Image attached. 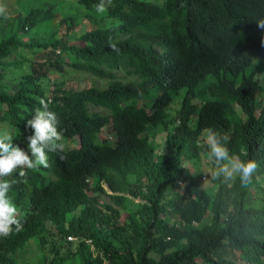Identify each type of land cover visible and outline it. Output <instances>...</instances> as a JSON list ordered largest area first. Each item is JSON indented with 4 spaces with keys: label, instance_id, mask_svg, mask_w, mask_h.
<instances>
[{
    "label": "trees",
    "instance_id": "16d2710c",
    "mask_svg": "<svg viewBox=\"0 0 264 264\" xmlns=\"http://www.w3.org/2000/svg\"><path fill=\"white\" fill-rule=\"evenodd\" d=\"M99 2L76 0L88 12ZM105 15L111 26L99 22L78 37L79 46L62 40L36 45L54 56L47 70L63 73L66 63L104 83L103 89L59 85L46 95L39 85L42 65L27 69L10 61L14 46L23 44L15 37L0 42V82L17 81L13 94L0 89V124L8 122L14 143L26 146L30 130L23 119L43 97L58 115L63 138L73 142L62 153H49V168L29 170L26 178L17 170L11 177L17 183L9 195L24 214V228L0 236V264H17V252L30 241L45 244L41 234L48 225L64 241L77 240L72 264H238L232 253L244 254L243 237L259 209L250 195H264V95L256 93L254 70L247 72L254 54L264 59V29L257 27L264 0H112ZM53 18L48 11L24 25ZM182 89L171 117L169 107ZM207 93L210 99L195 101ZM235 105L245 121L236 120ZM106 126L115 136L112 146L97 142ZM207 128L230 137V154L257 162L251 183L210 175L212 187L205 188L202 173L184 167L204 159L212 174L216 165L207 145L197 142ZM155 132L165 133L162 155L150 142ZM209 212L211 226L205 224Z\"/></svg>",
    "mask_w": 264,
    "mask_h": 264
},
{
    "label": "rangeland",
    "instance_id": "374dc122",
    "mask_svg": "<svg viewBox=\"0 0 264 264\" xmlns=\"http://www.w3.org/2000/svg\"><path fill=\"white\" fill-rule=\"evenodd\" d=\"M0 4L6 7V14L0 15V42L15 37L23 44L22 47L14 46L10 61H21L23 66L27 69H31L33 66L39 69V65H42V71L40 72L43 73L45 77L39 80V85L46 95L59 85H61L63 89L72 88L80 90L91 86H97L99 89L104 88V83L92 77L74 73L66 63L61 65L63 73H59L54 69L47 70L48 61L53 59L54 56L50 50L37 48L36 45H43L54 40H62L79 46L80 44L77 43L78 37L84 32L94 30L98 28V26L100 27L99 22L101 26L103 24L111 26L112 20H110L105 13H97L95 9L90 12L83 10L77 6L76 0H0ZM48 11H50V15L54 16L50 21L42 22L37 27L35 25H32V27H29L27 24L24 25L25 21L30 22L34 19L43 18ZM33 12H36L37 16L34 15ZM254 57H256V59L261 58L257 55ZM254 65L256 64L254 63L252 66L248 67L247 72L254 70L257 81L259 82V84L257 83L258 87L256 93L262 96L264 95V65ZM118 73L123 75L121 72ZM16 83L17 81L12 80L2 81L0 82V89L4 93L13 94L16 91ZM185 92L186 90L182 89L174 96L168 110L171 116H174L178 110V99L185 95ZM210 98L211 97L207 93L205 96L196 98L195 101L197 103H202ZM3 112V108L0 106L1 116ZM235 113L239 116V120L245 119L244 114H242L239 107L236 105L234 106V114ZM7 124L8 122L1 123L0 129L11 131L12 129L8 127ZM171 131L172 127H170V132ZM164 138L165 133L163 132L151 134L150 142L156 147V154H163L165 152ZM97 142L106 143L110 146L115 143V136L113 133H110V126H106L100 131L97 135ZM63 143L65 144V149H70L73 145L71 140L64 138ZM208 163L209 162L202 160L195 168L199 169L201 167L202 171L206 173L210 170ZM195 168H193V171H195ZM209 173L210 171L205 174L207 176V181L204 184L205 188L212 186L211 183H207ZM103 187L105 186L103 185ZM129 198L133 200L131 196ZM134 201L136 203L143 202L137 198L134 199ZM57 234V231L48 225L46 232L41 234V236L45 237L48 241L42 246H40L37 241H30L23 251L17 252L15 256L17 264H58L62 258L65 259L62 264H72L69 263V260L73 259L72 257L78 243L77 240L68 241L66 239L64 241ZM87 245L91 246V243L87 241ZM89 251L93 256L101 255L104 262H106L102 253L98 252L93 247H89ZM41 258H44L43 263L40 262ZM57 259L59 260L58 263H56Z\"/></svg>",
    "mask_w": 264,
    "mask_h": 264
},
{
    "label": "clouds",
    "instance_id": "9594fccd",
    "mask_svg": "<svg viewBox=\"0 0 264 264\" xmlns=\"http://www.w3.org/2000/svg\"><path fill=\"white\" fill-rule=\"evenodd\" d=\"M111 3L112 0H100V2L95 5V11L100 14L105 13L111 6ZM5 14L6 7L0 4V15ZM257 27L264 29V21L257 22ZM110 47L113 50L116 49L115 44H111ZM256 55L259 56L258 54L252 56V65L254 63L256 64L254 66L264 62L261 56V58L256 59V57H254ZM254 77L257 81L256 74ZM35 99L40 106L34 110L30 118L24 117L23 119L24 129L26 131L30 130L29 134L24 137L26 146L14 143V136L11 131L0 129V236L6 237L12 233L13 229L19 232L24 228V214L14 203L12 196L9 195L13 186L17 183V179L9 178L13 177V174L16 173L17 170H19L18 176L20 178H26L29 174V170L38 171L41 167L49 168V153H62L65 149L63 131L58 129L60 121L57 113L50 110V99H45L43 97H36ZM195 118L196 117L192 119V124ZM235 118L239 120L238 115H236ZM176 124H178V121ZM170 127L173 128L175 126L171 125L169 128ZM229 139L230 137L227 134H221L213 128H207L200 133L197 142L199 141L198 143H205L207 145L208 159L213 161L216 165L212 174L211 170H209V176L211 175L213 180L223 177L225 181H228L235 180L238 177L241 185L246 186L251 183L253 174L258 168V164L253 159L244 160L241 159L239 155L230 154L227 147ZM164 153H166V148ZM261 161H264V156ZM200 162L194 160L192 163L184 164V167L190 169L193 174L201 172V182L204 186L207 181V176L205 174L209 171L205 173L202 171L201 167L196 169L195 167H197ZM193 168H195V171H193ZM209 176L207 183H210ZM257 178L258 176H256V179ZM103 185L105 187H103ZM102 187L107 194H113L105 183H102ZM256 194L257 196L250 195V198L258 200L257 205L259 209L257 211H252L253 214L247 225V235L243 237L245 241H247L244 245V254L239 250L232 253V256H234L233 258L238 264H264V209L262 208L264 205V195L260 192H256ZM141 200L140 198V201ZM142 203H144V201ZM161 217H163V215H161ZM221 218L223 221L227 219L225 215H221ZM205 221L206 225L211 226L210 212L205 217ZM191 225L195 227L198 226V223L193 222ZM184 226L185 223L176 224V228ZM66 239L68 240V237ZM88 241L91 243L90 240ZM240 253L243 254V256H241Z\"/></svg>",
    "mask_w": 264,
    "mask_h": 264
},
{
    "label": "built area",
    "instance_id": "2783aa9c",
    "mask_svg": "<svg viewBox=\"0 0 264 264\" xmlns=\"http://www.w3.org/2000/svg\"><path fill=\"white\" fill-rule=\"evenodd\" d=\"M68 240H70V241H71V240H73V238H72V237H68Z\"/></svg>",
    "mask_w": 264,
    "mask_h": 264
}]
</instances>
